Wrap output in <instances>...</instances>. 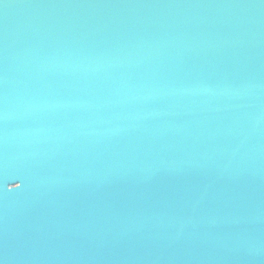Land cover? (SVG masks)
<instances>
[{
	"label": "water",
	"instance_id": "water-1",
	"mask_svg": "<svg viewBox=\"0 0 264 264\" xmlns=\"http://www.w3.org/2000/svg\"><path fill=\"white\" fill-rule=\"evenodd\" d=\"M0 264H264V0H0Z\"/></svg>",
	"mask_w": 264,
	"mask_h": 264
},
{
	"label": "snow or ice",
	"instance_id": "snow-or-ice-1",
	"mask_svg": "<svg viewBox=\"0 0 264 264\" xmlns=\"http://www.w3.org/2000/svg\"><path fill=\"white\" fill-rule=\"evenodd\" d=\"M17 189H19V187H17Z\"/></svg>",
	"mask_w": 264,
	"mask_h": 264
}]
</instances>
